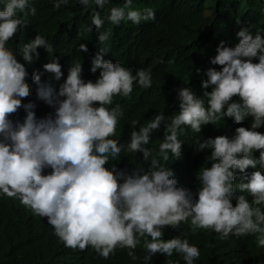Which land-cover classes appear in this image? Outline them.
Listing matches in <instances>:
<instances>
[{"label": "clouds", "instance_id": "9594fccd", "mask_svg": "<svg viewBox=\"0 0 264 264\" xmlns=\"http://www.w3.org/2000/svg\"><path fill=\"white\" fill-rule=\"evenodd\" d=\"M71 3L82 32L41 31ZM156 20L135 0H0V231L53 264H264V33L234 18L201 65L191 35L114 38Z\"/></svg>", "mask_w": 264, "mask_h": 264}, {"label": "trees", "instance_id": "16d2710c", "mask_svg": "<svg viewBox=\"0 0 264 264\" xmlns=\"http://www.w3.org/2000/svg\"><path fill=\"white\" fill-rule=\"evenodd\" d=\"M47 1V0H41ZM139 7H151L157 12L155 23L147 26L133 27L131 21H122L131 25L117 28L113 35L115 39L131 41L137 36L148 33H160L166 42L179 43L191 35L194 42L188 45L199 61V65L206 62L217 40L232 38V23L235 19H253V34L260 30L264 33V0H135ZM82 9L71 3L59 15L43 18L42 32L56 33V29L66 28L81 31L84 25L80 17ZM220 31L213 37L209 36L211 29ZM150 38L142 42H150ZM239 43L237 37L232 47ZM253 62H257L255 60ZM222 119V118H221ZM211 127L214 134L221 133V120ZM8 207V204L5 205ZM34 237V236H33ZM28 237L22 231L17 239H13L6 232L0 231V264H53L54 256L65 258L60 249L43 246L34 237ZM128 264H145L130 261Z\"/></svg>", "mask_w": 264, "mask_h": 264}]
</instances>
